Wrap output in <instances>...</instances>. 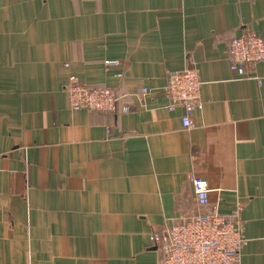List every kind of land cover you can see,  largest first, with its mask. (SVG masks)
Here are the masks:
<instances>
[{
	"label": "crops",
	"instance_id": "crops-1",
	"mask_svg": "<svg viewBox=\"0 0 264 264\" xmlns=\"http://www.w3.org/2000/svg\"><path fill=\"white\" fill-rule=\"evenodd\" d=\"M247 32L264 0H0V264H159L151 233L200 211L192 174L220 213L242 204L240 264H264V63L227 61ZM189 59L186 129L162 89ZM71 76L130 112L72 111Z\"/></svg>",
	"mask_w": 264,
	"mask_h": 264
},
{
	"label": "built area",
	"instance_id": "built-area-1",
	"mask_svg": "<svg viewBox=\"0 0 264 264\" xmlns=\"http://www.w3.org/2000/svg\"><path fill=\"white\" fill-rule=\"evenodd\" d=\"M227 61L234 75L247 76L256 65L264 63V39L252 32L231 39L227 46ZM118 64V61L105 62L107 67ZM202 85L199 71L189 59L185 69L169 73L162 89L169 101L167 109H181V122L186 129L193 126V114L201 105ZM66 91L72 111L130 112V105L123 97L106 86L90 87L71 76ZM148 93L147 87L135 90L138 96ZM190 180L200 211L151 233V246L161 254L159 264H240L243 249L249 242L242 228V204L229 214H222L216 206H210L207 182L193 174Z\"/></svg>",
	"mask_w": 264,
	"mask_h": 264
}]
</instances>
